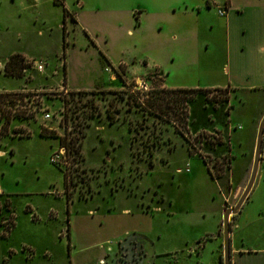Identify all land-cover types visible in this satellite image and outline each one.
Segmentation results:
<instances>
[{
    "label": "rangeland",
    "instance_id": "374dc122",
    "mask_svg": "<svg viewBox=\"0 0 264 264\" xmlns=\"http://www.w3.org/2000/svg\"><path fill=\"white\" fill-rule=\"evenodd\" d=\"M39 1L38 7L30 8L29 0H0V64L15 53L34 59L28 61L31 67L25 76L47 87L33 93H40V104L53 115L47 124L63 140L40 137L39 119L11 121L0 136V152H6L0 156V189L11 200L16 224L7 237L1 236L2 220L10 217L3 208L0 264H94L103 253L120 264L119 260L126 261L131 254L124 247L131 245L138 247H130L135 258L142 250L160 255L157 264H186L181 254L185 240L214 233L215 215L226 188L229 193L223 211L235 206L246 186L242 184L237 190L234 184L243 177L244 156L253 154L254 127L264 113L253 128L251 119L264 104V94L247 90L236 97L228 91L229 100L220 102L225 93L210 92L190 103L191 148L209 158L212 173L223 169L222 178L213 180L199 155L189 156V145L171 123L135 106L144 103L151 89L162 88L164 76L159 71L129 74L125 64L133 67V60L144 58L161 61L170 73L168 85L205 88L224 84L226 47L217 8L195 24L189 39L173 42L166 27L158 31L152 20L142 29L134 28L130 10L137 5L161 8L166 21L171 3L178 0H83L82 10L76 7L77 0H66L69 9L78 12L85 23L69 31L64 48L61 25L67 18L63 8L51 0ZM117 8L125 10L110 12ZM129 28L132 34L127 33ZM64 53L69 87L94 86L95 82L101 88L58 90L65 84ZM39 62L46 64L44 72L35 69ZM1 70L0 89L21 84L4 77ZM118 74L125 77L127 85ZM97 109L100 115L89 117ZM107 109L118 111L116 123L109 124ZM23 126L30 138L12 136L11 131H23ZM202 132L221 137L223 143L210 146L199 136ZM61 151L65 169L50 161ZM250 169L251 164L248 176ZM65 174L68 193L72 194L69 213ZM0 200L3 205L2 197ZM26 206L34 208L38 221H31ZM120 241L125 246L121 244L114 255ZM216 247V242H207L203 264L214 262Z\"/></svg>",
    "mask_w": 264,
    "mask_h": 264
},
{
    "label": "crops",
    "instance_id": "0c3cea01",
    "mask_svg": "<svg viewBox=\"0 0 264 264\" xmlns=\"http://www.w3.org/2000/svg\"><path fill=\"white\" fill-rule=\"evenodd\" d=\"M51 1L53 4V0ZM39 2V0H32V2L31 0H29V3H31V5H29L30 8L38 7ZM63 4L69 11V15L66 16V31L63 36L65 43L68 46V40H66V37L68 36L69 31L79 26L83 27V23H85V20L80 16L78 12H74L69 9L68 5L66 4V0H63ZM76 7L82 10L84 8L83 0H77ZM224 7L226 8L227 13L225 16H221L220 21L222 22V39L226 47V64L224 67L226 80L224 81V84H208L204 86L205 88L201 89L229 88V91L237 94L236 97H238L241 92L247 90L264 94V0H201V2L178 0V2L176 3H171V7L167 11L169 15L166 21H164V17L162 16L164 13L162 12L161 8H155L152 10L148 6L143 7L137 5L132 8L130 12L132 13L134 28L142 29L147 25V23H149V20H152L154 23H157L158 31H162L165 26L166 30H168V34L170 35V39L173 42H176L189 39V37L194 34L193 31L196 27L195 24L200 21V19L206 18L207 13H209L212 8H217V10H219ZM121 9L122 8L113 9L110 10V12L121 13L125 10ZM72 17L74 18V20H72ZM121 26L123 25H120V27ZM212 28L213 27L211 26V29ZM61 30L63 31V24L61 25ZM84 33L88 37L89 41L94 45V47H97V44L93 40L91 34L86 30H84ZM127 33L132 34V30L129 28ZM206 48L208 49V44H206ZM20 55H22L27 61L34 60L30 57H27L26 55ZM8 58H6V60ZM107 59L110 63L111 60L109 58ZM6 60L4 61V63L6 62ZM171 60H173V57ZM4 63L1 64L2 69ZM132 64H134L133 67H129L130 64H125L126 70L129 74L139 75L142 72L150 73L153 71H159L162 76H164L162 88H186V86L168 85L166 83V79L169 77L170 73L167 72V69H165L161 61L158 62V60H150L148 58H144L139 61L133 60ZM65 65V84H62V86L58 88V90L66 88V90L77 91L83 89L94 90L97 88H101L98 87V84H96L95 82H92L94 86H83L80 88L69 87V66L66 62V59ZM29 76L30 75H26L20 79L4 76L12 80L13 82H19L21 84H19V86L15 88H1L0 93L23 90L31 91L34 89H37V91L40 92H44V90H47V87L43 86V84H40L39 86L34 84V80H32L33 77L30 80ZM263 109L264 104H262L259 109H257L256 115L251 119L252 128L255 126L254 124L257 123L258 117H260V115L264 113ZM234 110L235 108L233 107L230 114L231 122H233ZM260 121L258 122L257 128L254 127V129H256L255 131H253V133L255 132V137L257 136V130ZM25 126L27 127V125ZM37 133L39 134V130L37 131ZM53 141H56V139H53ZM2 153L6 155L5 151H3ZM244 157L246 163L244 166L243 177L239 182L234 184L237 185V190L242 184L246 185L248 182L250 173L249 176L247 173L250 164L252 167L254 151L253 154L245 155ZM235 161L236 160H233L231 170L235 164ZM226 189L227 193L223 196L220 210L215 215V232L212 234L206 233L203 236L196 237L194 240H185V243L183 244L184 246L183 248H181V254L183 255L182 257L184 258L186 264H203L204 251L206 249V244L209 241L216 242L217 245L216 250L214 251V262L212 264H223L222 221L225 211H223L221 207L225 204L226 197L229 193L228 188ZM1 190L2 189H0V191ZM1 194L2 195L0 196V198L2 197V202L5 203L6 201H8V207L10 208L11 200L5 197L3 190L1 191ZM26 208L28 209V211H30L28 215H30L31 221L33 223L35 221H38L36 213L34 212V208H32L31 206H26ZM32 215H35V221H33ZM50 215L52 217L54 216L52 215V213ZM68 224L69 226L67 228L69 229V233L71 230L70 218ZM15 227L16 224L14 225L12 230H14ZM119 244H121V241L118 242V245ZM230 250L231 264H264V142L262 143L257 175L252 188L249 191L245 201L243 202L239 212L230 217ZM177 252L174 251V253L178 254ZM30 256L31 255L29 254V257ZM159 256L160 255L156 254L155 252L145 253L141 250V253L139 254L137 260H128L127 263L124 264H157L156 262ZM110 257L111 255L109 253L100 254L94 264H104V261L106 262L105 264H116L113 260H111L112 257Z\"/></svg>",
    "mask_w": 264,
    "mask_h": 264
},
{
    "label": "trees",
    "instance_id": "16d2710c",
    "mask_svg": "<svg viewBox=\"0 0 264 264\" xmlns=\"http://www.w3.org/2000/svg\"><path fill=\"white\" fill-rule=\"evenodd\" d=\"M53 4L63 8L64 17L69 15V11L65 8L63 1L59 2V1L53 0ZM72 20H74L73 17H72ZM65 29H66V22L64 20L63 21V36L65 34ZM65 46H66V43L64 40L63 47L65 48ZM63 59H65V53L63 55ZM30 67H31V63L28 62L22 55L13 54L9 56V58L4 63L2 72L4 76L6 77L20 79L25 76V71L28 70ZM65 68H66V65L64 61L63 62L64 81L66 79ZM118 76L124 85L128 84L124 76L120 74H118ZM228 91H229V88H224V89H220V88H216V89H201V88H197V89H188V88L151 89V91L146 93L147 99L144 101V103L143 104L140 102L135 103V106H137L141 111L147 112L148 114L154 116L160 121L171 123L174 127V131L180 136H182L185 142L189 145V148H188L189 156H194L196 154L199 155L200 159L206 166L207 172L210 175L211 179L216 180V179L222 178L223 169L217 168L218 172L216 174L212 173L211 171L212 169L209 165V158L202 155L197 150H192L191 148L193 139H191L190 137L189 127H188L189 125V105L191 102L195 100L197 96L202 95V94L208 95L210 94V92L225 93L224 96L222 97L223 99L220 100V102H227L229 100V95L227 93ZM4 95L5 93H0V103L4 99ZM229 109L230 107H228V109L226 110V116H229ZM116 112L118 111L113 112V111H110L109 109L106 110V117L108 119L109 124H114L118 121V118L115 115ZM96 115H100V111L98 109L93 110L89 117H94ZM9 124H10V119L6 118L2 126V129L0 131L1 137L2 135H4L3 133H6ZM129 129L132 130V127L130 126ZM39 136L43 138L59 139L60 142L63 140V138H61L56 131H49L44 128L40 130ZM199 136L203 138L205 142L209 143L210 146L221 145L223 143V140L221 137H214L213 134L202 132L201 134H199ZM199 136H196L195 138L198 139ZM30 137L31 136H27V138H30ZM12 154L13 152L10 151V155ZM149 155L152 156V154H149ZM150 165L152 166V162H150ZM64 192H65V196L67 199V205H68L67 212L69 213V203L72 199V194L68 193V184H67L66 174L64 178ZM5 204H6V207L8 208L9 206L8 201H6ZM25 211L27 213L30 212L28 211L27 208L25 209ZM33 221H35V218H33ZM68 221H69V214L67 215V222ZM14 225L15 223L12 224V229ZM68 230L69 229L67 228V232ZM1 236L3 238L7 237L6 233H2Z\"/></svg>",
    "mask_w": 264,
    "mask_h": 264
},
{
    "label": "built area",
    "instance_id": "2783aa9c",
    "mask_svg": "<svg viewBox=\"0 0 264 264\" xmlns=\"http://www.w3.org/2000/svg\"><path fill=\"white\" fill-rule=\"evenodd\" d=\"M56 1H60V0H56ZM226 13H227V10L224 8H221L218 10V14L222 17L225 16ZM34 67L37 71L44 72L46 64L39 62V63H36ZM1 68H2V65L0 64V69ZM33 91L35 90L3 92L5 93L4 99L0 103L1 127L3 126L6 118L10 119V123L11 121H14V120L29 121V120L39 119V125L41 129L44 128L49 131H55L47 124V122L53 119V115L50 112H48L46 109H44V107H42V104H40V99H39L40 93H33ZM37 92H40V91H37ZM22 129L24 130L21 131L20 128H16L15 129L16 131H11L12 136L19 137V138L24 137V136L27 137L28 135L25 134V132L27 131L26 127L23 126ZM0 156L2 157L5 155L4 153L0 152ZM64 158H65L64 152L61 151V152L54 153L51 156L50 161L53 165H56V166H59L65 169L66 163H65ZM1 195L2 194L0 191V196ZM0 205H1V202H0ZM7 211H9L7 215H9L10 217L4 218L2 220L3 233H6V235H8L10 230L12 229V224L14 223V219H15L14 215L11 213L10 208H7ZM32 218H35V215H32Z\"/></svg>",
    "mask_w": 264,
    "mask_h": 264
},
{
    "label": "water",
    "instance_id": "95a60500",
    "mask_svg": "<svg viewBox=\"0 0 264 264\" xmlns=\"http://www.w3.org/2000/svg\"><path fill=\"white\" fill-rule=\"evenodd\" d=\"M263 135H264V115L259 123L257 136H256V143H255V150H254V157L253 163L251 167L250 176L248 182L242 191L239 199L237 200L235 206L231 209H226L223 214V221H222V236H223V264H231V250H230V217L235 215L239 212L243 202L245 201L249 191L252 188V185L255 181L258 165L260 161L262 143H263Z\"/></svg>",
    "mask_w": 264,
    "mask_h": 264
},
{
    "label": "flooded vegetation",
    "instance_id": "af4514ba",
    "mask_svg": "<svg viewBox=\"0 0 264 264\" xmlns=\"http://www.w3.org/2000/svg\"><path fill=\"white\" fill-rule=\"evenodd\" d=\"M0 208H1V209H0V213H1V214H2V210H3V208H5V209L7 210V207H6V204H5V203H3V205L1 204V205H0ZM8 208H9V207H8ZM0 217H2V215H0ZM121 244H122V243H121ZM121 244L118 245V247H117L118 249H117V251H116V253H115L114 255H116V254L119 252V249L121 248ZM122 246H125V245L122 244ZM131 246H136V245H131ZM131 246H125V247H124L123 250H124L125 252H128V251H129L131 254H130L129 256L127 255V257H126L127 260H126V261L119 260L120 263H123V264H124V263H127L128 260H134V261H135V260L138 259V257L135 258V257L133 256L134 253H133L132 251H130V247H131ZM136 247H137V246H136ZM137 248H138V247H137ZM139 250H140V249H139ZM113 258H114V257H112L111 260H113V261L115 262V260H114ZM115 263H116V262H115Z\"/></svg>",
    "mask_w": 264,
    "mask_h": 264
},
{
    "label": "bare ground",
    "instance_id": "6f19581e",
    "mask_svg": "<svg viewBox=\"0 0 264 264\" xmlns=\"http://www.w3.org/2000/svg\"><path fill=\"white\" fill-rule=\"evenodd\" d=\"M138 82H140V80H138ZM141 83V82H140Z\"/></svg>",
    "mask_w": 264,
    "mask_h": 264
}]
</instances>
